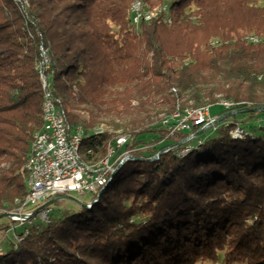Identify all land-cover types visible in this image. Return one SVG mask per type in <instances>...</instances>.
Returning a JSON list of instances; mask_svg holds the SVG:
<instances>
[{"label": "trees", "instance_id": "16d2710c", "mask_svg": "<svg viewBox=\"0 0 264 264\" xmlns=\"http://www.w3.org/2000/svg\"><path fill=\"white\" fill-rule=\"evenodd\" d=\"M134 1L0 0V214L28 191L25 164L43 122L41 45L69 124L85 127L88 159L116 136L90 132L76 107L113 100L128 111L137 100L146 114L124 132V149L142 158L126 161L92 207L49 205L47 220L36 216L2 248L0 264H264V124L254 121L264 110L243 114V137L231 135L236 120L223 121L180 155L186 144L170 147L191 131L173 137L151 109L171 115L216 94L234 109L264 106V0H141L156 13L138 25ZM146 134L170 142L141 147Z\"/></svg>", "mask_w": 264, "mask_h": 264}, {"label": "built area", "instance_id": "2783aa9c", "mask_svg": "<svg viewBox=\"0 0 264 264\" xmlns=\"http://www.w3.org/2000/svg\"><path fill=\"white\" fill-rule=\"evenodd\" d=\"M133 13L137 21L148 19L145 11H141L137 7V1ZM43 72H45L46 83L49 87L48 67L45 57ZM221 106L226 110L235 107L234 105L223 104ZM48 108L50 110L49 126L46 133H43L41 137H37L38 145L34 152H29V163L25 166L28 173H31L30 196L27 197V207H19L18 202L15 211H8L11 214L7 216V232L14 235L16 240L22 239L17 233V228L32 223L28 220V213H35L37 207L54 197L72 195V193L96 194L101 183L108 180L116 166L131 154L130 149H124L130 141V136L126 135L124 138L118 139V146H113V160L108 161L105 167H80V164L75 161V142L78 135L87 133L86 130L68 128V122H64L61 115H59L51 93ZM213 120L214 117L211 115L210 110H206V112L186 115L178 114L177 119L162 122L168 126L170 134L177 137L179 131H192L194 128L208 126ZM226 124H229V122ZM238 129L244 128L237 123L231 131H238ZM99 132L101 131H96V133ZM193 139H191V142ZM187 146H191V143H186L181 150ZM118 150L122 152L118 154ZM48 206L39 210L37 217L44 212L47 217L43 220H47L50 211Z\"/></svg>", "mask_w": 264, "mask_h": 264}, {"label": "rangeland", "instance_id": "374dc122", "mask_svg": "<svg viewBox=\"0 0 264 264\" xmlns=\"http://www.w3.org/2000/svg\"><path fill=\"white\" fill-rule=\"evenodd\" d=\"M208 74L209 72H205L206 77H208ZM216 98L217 99L215 101L208 102L207 104L198 107L209 106L211 115L213 117H217L220 115V111L224 109L220 104L221 103L220 100L224 99V97L222 96V94H216ZM112 101H109V103H105L102 107H95L91 105L79 106L78 108L76 107L73 110V113L77 114L80 120H84V121H90V119L92 120L94 126L92 129H90V132L96 133V131H101V132L108 131L117 138L119 135H123L126 129H130V126L128 125L132 121L141 120L146 114L145 112H142L143 110H141V108L139 107V103L137 100L132 102V108H130V110L128 111L124 110V107L122 106H115L114 103H112ZM163 106L164 105L162 104H158L157 106H155V108H151L153 115H155L154 119L157 122L158 121L162 122L163 119L170 116V114L166 115L164 113ZM193 108H197V107L193 106L191 102V104L188 105L182 112L186 111L187 109H193ZM243 114L244 113L235 115L236 117H232V118L229 117V120L227 119L228 121L226 119L224 121L228 123L231 122L232 120L233 121L236 120V122L240 124V126H242L243 122L248 120L247 116ZM254 121L256 123L264 124V116L260 115ZM157 125H159V123ZM212 130L213 129L210 128L208 131L205 132V134H209V133L211 134ZM157 138L158 137L155 134H146V135L138 136V138L135 141H140L142 139L143 143L139 145L144 148L146 145H149L151 142L157 143L156 145H154V147L155 146L161 147L167 142H170V140L161 141L160 139ZM150 152H151L150 150L146 151V153H150ZM72 196L75 197L78 201L65 199L62 201L61 206H66L71 209L79 210L80 206L83 203H85L87 199L90 197V193H85V194L72 193ZM46 217H47L46 214L42 212L35 221H38L39 219L42 220L46 219ZM21 229H24L23 226H19L17 228V233ZM13 240H15L14 235L6 231L0 230V246L2 248L5 247V245H7L9 241H13Z\"/></svg>", "mask_w": 264, "mask_h": 264}, {"label": "bare ground", "instance_id": "6f19581e", "mask_svg": "<svg viewBox=\"0 0 264 264\" xmlns=\"http://www.w3.org/2000/svg\"><path fill=\"white\" fill-rule=\"evenodd\" d=\"M136 1H137V7L139 8V10L141 11H145V15L147 16L148 19L146 20H151L153 18V16L155 15V11H150L147 10L145 8V5L142 3L141 0H135L132 4V8H131V12H132V21L134 24L138 25L142 20H138L136 19V17H134V7L136 5ZM166 8V7H165ZM163 10V8H160L159 11ZM169 20L171 21V18H169ZM251 40L253 41H258V38L255 36H251L250 37ZM41 53H40V60L38 62V72L40 75V79H41V83H42V89L44 92V103H43V122L42 125L39 129H37L34 134H33V138H32V142L30 145V150L29 152H34V150L36 149L37 145H38V138L37 137H41L43 133H46L47 128L49 126V118H50V110L48 108V104L50 103V93L52 95V97L55 100L56 103V107L58 108V112L59 115H61L62 120L64 122H68V116H67V112L64 108V105L62 104V102L60 101V99H58L52 90L51 87V83L49 82V87L47 86L46 83V78H45V72H43V68H44V57L47 61V67L48 70L50 68L51 65V59H50V55H49V48L46 47L45 45H41ZM220 104L223 105H234L236 106V102L233 100H228V99H222L220 100ZM206 110H210L209 106H203V107H197V108H193V109H187L184 112H175L173 114H171L169 117L163 119L162 121H168V120H173V119H177V115H186L189 113H197V112H206ZM68 128H72V129H85L83 125H70L68 122ZM247 132L244 129H238V131H231V135L233 137H243L244 135H246ZM126 135L128 134H123V135H119L116 138L115 143H110L107 147V152L105 155L100 156L98 158H94V159H88L86 154L82 151L83 145H84V141L87 137V133H82L80 135H78L76 137V142H75V161L76 163L80 164V167H89V168H103L105 167V165L108 163V161H112L113 160V146H118V139L120 138H124ZM202 140H198V143H201ZM194 144L191 143V146H187L185 149L181 150L179 152L180 155H185L188 152H190L193 148ZM89 152H93V150L89 151ZM130 155H128L127 157H129ZM127 159V158H126ZM126 159H123L122 162ZM29 163V153L27 156V160H26V164L25 166H27V164ZM110 179V177H109ZM109 179L106 180L105 182L101 183L99 190L97 191V193L101 190H103L109 182ZM27 185H28V191L26 193V195L23 198L17 199V205L19 202V207H27V197L30 196V186H31V173H29L28 175V179H27ZM98 198H96L94 200V202H97ZM17 209V207L13 210H9V211H15ZM4 212H8V211H4ZM37 216V213H28V220L32 221L35 219V217Z\"/></svg>", "mask_w": 264, "mask_h": 264}, {"label": "water", "instance_id": "95a60500", "mask_svg": "<svg viewBox=\"0 0 264 264\" xmlns=\"http://www.w3.org/2000/svg\"><path fill=\"white\" fill-rule=\"evenodd\" d=\"M264 110V106H253V107H245V108H240V109H233V110H228L226 112H224L223 114L217 116V117H214V120L210 123V125L208 126H203V127H198V129L193 132V130L191 131V133L185 137L184 139H182L181 141L173 144L170 148L172 147H176L180 144H189V143H192L191 142V139L194 138V139H198L203 133H205L206 131H208L210 128L214 129L216 128V126L218 124H220L222 121H224L225 119H228L229 117L231 116H234V115H238V114H241V113H246V112H250V111H255V112H259V111H262ZM194 139L192 141H194ZM200 140V139H199ZM190 141V142H189ZM193 144V143H192ZM131 150V154L129 157H127L126 160H124L123 162L119 163L116 168L114 169V171L111 173L110 175V179H109V182H108V185L112 182V180L115 178V176L119 173V171L121 170L123 164L128 161V160H133V159H139V158H142L140 156H136V155H133V151L132 149ZM168 150V149H166ZM165 150V151H166ZM160 153L156 154L155 156H152L150 158H144L146 160H153L155 158H157L159 156ZM107 185V186H108ZM106 186V187H107ZM105 187V188H106ZM104 188V189H105ZM103 189V190H104ZM103 190L99 191L98 193L96 194H90V197L87 199V201L85 203L82 204L83 207H86V208H90L93 206V204L95 203L94 200L96 198L99 199L100 195L102 194ZM65 199H69V200H74V201H78L75 197H73L72 195H64V196H59V197H54V198H51L49 200H47L46 202H44L42 205H40L39 207H37L35 209V213H37L39 210L43 209L45 206H48V205H51L57 201H61V200H65ZM11 213L9 212H4L3 214H0V218H3V217H7L9 216ZM1 250L0 252L2 251V247L0 246Z\"/></svg>", "mask_w": 264, "mask_h": 264}]
</instances>
